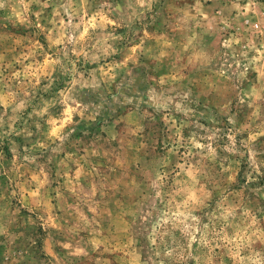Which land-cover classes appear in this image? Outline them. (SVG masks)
<instances>
[{
    "label": "rangeland",
    "instance_id": "obj_1",
    "mask_svg": "<svg viewBox=\"0 0 264 264\" xmlns=\"http://www.w3.org/2000/svg\"><path fill=\"white\" fill-rule=\"evenodd\" d=\"M0 264H264V0H0Z\"/></svg>",
    "mask_w": 264,
    "mask_h": 264
}]
</instances>
